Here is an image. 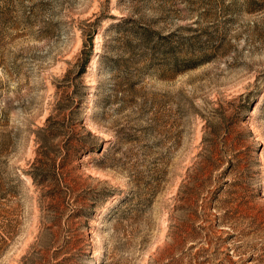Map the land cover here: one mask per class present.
Segmentation results:
<instances>
[{
	"label": "rangeland",
	"instance_id": "rangeland-1",
	"mask_svg": "<svg viewBox=\"0 0 264 264\" xmlns=\"http://www.w3.org/2000/svg\"><path fill=\"white\" fill-rule=\"evenodd\" d=\"M0 264H264V0H0Z\"/></svg>",
	"mask_w": 264,
	"mask_h": 264
},
{
	"label": "trees",
	"instance_id": "trees-1",
	"mask_svg": "<svg viewBox=\"0 0 264 264\" xmlns=\"http://www.w3.org/2000/svg\"><path fill=\"white\" fill-rule=\"evenodd\" d=\"M143 35H144V38L147 37V33L146 32H144ZM145 39H148V37L145 38ZM87 61H88V56L85 57V59L83 60V62L80 65V69H79L80 73L85 69ZM252 104H253L252 102L249 103V106H252ZM49 121H50L49 117H47L46 120H45V125L46 126H47V123H49ZM46 126L40 127L39 130L40 131H44L47 128ZM89 135H90V133H89ZM27 175L32 179V182L35 185H41V184L45 183L47 180L50 179V177L48 176V173H46V171H44L42 168L35 167V166L32 168L31 171H27Z\"/></svg>",
	"mask_w": 264,
	"mask_h": 264
}]
</instances>
